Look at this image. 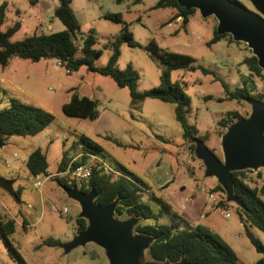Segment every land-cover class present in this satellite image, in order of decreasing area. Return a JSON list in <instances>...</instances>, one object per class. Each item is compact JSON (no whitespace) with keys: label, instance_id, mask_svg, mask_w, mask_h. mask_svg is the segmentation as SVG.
<instances>
[{"label":"rangeland","instance_id":"rangeland-1","mask_svg":"<svg viewBox=\"0 0 264 264\" xmlns=\"http://www.w3.org/2000/svg\"><path fill=\"white\" fill-rule=\"evenodd\" d=\"M156 1L72 0L71 7L79 23L75 43H81L82 38L92 31L97 40L95 48L100 50L95 64L103 66L111 51L109 40L126 26L138 45L129 46L122 42L116 67L123 69L127 64L132 65L139 74L136 80L139 91L159 84V61L143 48L151 39L163 49L191 56L196 65L212 71L225 83L226 88L214 79L213 74H205L200 69L175 68L170 76L172 81L182 80L186 83L187 121L196 126L198 135H206L205 145L221 159L220 136L225 127L218 125V120L227 111H237L242 117L250 111L245 100L228 99L227 90L246 85L252 94L261 95L264 99V78L251 76L246 65L241 63L244 57L252 54L246 43L234 41L230 35L208 43L217 24L214 16L202 17L198 11H194L183 23L180 18H174L175 10L153 8ZM239 1L252 9L248 0ZM45 10L28 0L10 1L0 30H6L21 18V26L11 36L12 41L33 33L63 30L64 25L53 11ZM107 12L120 13L121 20L106 18L104 14ZM43 21L53 22V28L49 31L44 26H38ZM47 60L45 67L41 61L12 57L6 66H0V110L8 106L10 98H16L26 104L43 107L54 116L52 122L33 136L10 135L0 149V175L4 177L10 174L17 178L13 184L14 193L18 185L23 187L19 198L16 196L17 200L0 188V216L14 219L15 230L11 242L27 264L107 263L103 250L93 243L74 247L67 252L60 246L76 234L75 217L79 206L66 196L53 178L43 180L44 186L34 185L35 178L29 173L25 161L35 148L44 152L51 174L57 171L63 151L71 149L79 134H85L101 146L100 157L107 168H116L119 161L125 166L143 170L158 153L172 159V166L178 169H183L185 162L194 161L195 166L199 165L195 168L198 189L194 192L176 190L162 196L173 206L172 200L178 205H189L190 215L203 206L208 195L200 187L213 188L216 180L204 176L202 162L195 158L193 150L187 148L191 142L181 136L172 103L154 98L132 102L128 88L118 87L109 76L89 71L85 66L67 73L64 67L56 65L55 59ZM73 92L96 99L99 116L90 120L65 115L61 106ZM187 155L190 160H187ZM258 171L261 172L260 178L255 176ZM249 176L253 185L259 187L264 183L262 168L251 170ZM189 194L194 196L193 202L188 199ZM214 194L218 200L219 192L215 191ZM142 199L150 203L155 211L160 208L157 201L144 193ZM227 203V209L217 207L214 213L209 206L207 211L211 215L202 224H210L242 262L252 264L261 254L256 252L245 234V228L236 214L238 206L233 202ZM226 211L229 212L228 217L223 215ZM166 220L164 216L158 221ZM247 228L264 245V233L253 226ZM46 238L57 239L59 243L56 246L44 245L42 240ZM6 250V243L0 239V264H14Z\"/></svg>","mask_w":264,"mask_h":264},{"label":"trees","instance_id":"trees-1","mask_svg":"<svg viewBox=\"0 0 264 264\" xmlns=\"http://www.w3.org/2000/svg\"><path fill=\"white\" fill-rule=\"evenodd\" d=\"M28 1L31 4L37 2V0ZM57 1L58 4L53 9V14L64 25L63 30L50 33H33L15 41L11 40V36L19 29V21L13 22L6 30H0L1 67L6 66L12 57L30 61L55 59L69 73L85 66L89 71L109 76L118 87H127L132 102L144 98H154L172 103L174 105V119L181 129L182 138L186 141L197 137L204 141L206 135H198L196 126L188 123L186 118V104L188 103V96L184 92L186 83L182 80L172 81L170 73L175 68L200 69L205 74H213L212 71L201 65H196L191 56L163 49L151 39L143 48L159 61V84L139 91L136 89V80L139 74L132 65L127 64L123 69L116 67L121 43L126 42L129 46L138 45L127 27L123 26L116 35L111 37L108 42L111 51L107 62L103 66H97L95 59L100 50L95 48L97 40L94 33L91 31L82 38V46L78 50L75 39L79 30V23L71 7L72 0ZM115 1L120 2L122 0ZM178 1L157 0L153 8H171L175 10L174 18H180L185 23L190 14L197 10L195 8L186 9ZM233 1L242 4L239 0ZM6 7L7 1L3 0L0 3V25L6 16ZM104 16L112 20H121L120 13L107 12ZM226 35L229 34L218 35L214 30L213 37L208 43H213ZM241 63L246 65L251 76L264 78L263 70L257 65L256 57L252 54L244 57ZM213 77L226 88L225 83L219 77L215 74ZM227 97L237 101L245 98L264 101L261 95L252 94L251 89L247 88L246 85L236 87L232 91L227 90ZM61 110L67 116L90 120L99 115L97 100L77 92L71 93L69 100L61 106ZM241 117L242 115L237 111H227L226 115L218 120V125L226 127L230 122ZM53 119V114L43 107L10 98L8 106L0 110V135L33 136L42 131ZM187 148L193 150L194 145L190 143ZM101 152L102 148L96 141L85 134H79L71 149L63 151L53 179L58 184L67 187L75 185L82 192H87L93 188L96 193L94 201L98 205L118 197L119 200L115 208L116 215L121 218L141 217L142 221L135 226V230L154 237L147 250L150 259L176 262L183 257L188 264H245L219 234L203 225L190 226L185 219L170 210L164 201L151 194L150 199L157 201L160 205V208L155 211L148 202L142 199V193L149 188L146 181L119 162L116 168H107L100 157ZM90 155H93L94 158L90 159ZM83 163H87L90 170L89 175L84 178L75 177L72 174L74 167ZM25 164L32 176L47 175L46 156L40 148H35L28 154ZM67 169L68 171H66ZM249 173H251L249 169L231 173L234 194L243 203L242 208H236V214L254 249L261 254L252 264H264V245L247 228L253 226L264 233V183L259 187L251 184L252 178ZM255 176L260 178L261 172L258 171ZM211 190L220 194L217 207L227 209L228 203L225 201L222 187L216 183ZM20 191V189L15 190L18 198ZM164 216L167 217V222L160 223L158 220ZM85 226V219L75 217L76 232L81 231ZM14 230V219L6 215L0 216V239L6 243L7 256L14 264H27L11 242V235ZM58 243L59 241L54 238L42 240V244L48 246H56Z\"/></svg>","mask_w":264,"mask_h":264},{"label":"water","instance_id":"water-1","mask_svg":"<svg viewBox=\"0 0 264 264\" xmlns=\"http://www.w3.org/2000/svg\"><path fill=\"white\" fill-rule=\"evenodd\" d=\"M252 9L233 0H179L186 9L195 8L202 17L214 16L218 35L227 33L234 41L246 43L257 65L264 71V0H248ZM250 106L247 116L230 122L220 136L222 158H218L204 141L195 137L193 153L204 166L205 177H213L222 187L226 202H233L242 208V201L234 194L231 173L233 171L264 170V101L245 98ZM9 136L0 135V149ZM14 179L0 175V188L16 199L13 190ZM66 196L79 206L77 217L86 220V226L68 242L60 244L64 252L77 246L93 243L103 250L106 264H188L182 257L179 261H157L147 258V250L154 237L138 232L135 226L141 217L116 215L119 198L98 205L93 188L87 192L77 186L58 184Z\"/></svg>","mask_w":264,"mask_h":264},{"label":"crops","instance_id":"crops-1","mask_svg":"<svg viewBox=\"0 0 264 264\" xmlns=\"http://www.w3.org/2000/svg\"><path fill=\"white\" fill-rule=\"evenodd\" d=\"M2 1L3 0H1V2ZM6 1H7V6H8V3L10 1H14V0H6ZM36 4L41 5L42 8L46 9L45 11H48V10L53 11V9L57 6L58 1L57 0H37ZM21 20H22V18H21ZM20 26H21V23H20ZM38 26H40V27L44 26L45 29L50 31L53 28V22L43 21V22L39 23ZM39 61H41L42 64L45 65V67L48 64L47 59H41ZM56 62L57 61L55 60V63ZM56 65H57V63H56ZM2 79H5V77H2ZM100 91L102 93V90H100ZM85 96H87V95H85ZM88 97H90V96H88ZM109 122H110V120H109ZM87 135H88V133H87ZM184 147H185V144H184ZM187 156H188L187 160H190L189 155H187ZM171 162H173L172 159L171 160L167 159L165 154L158 153L157 156H155L154 159L151 161V163L147 167H145L143 170L133 169L131 167L125 166L121 162H119V163L122 164L124 167H126L131 172H133L136 175H138L139 177H141L144 181H146V183L149 185V188H147L145 190V192H143L146 196H150L152 194L155 197L160 198L162 201H164L169 206L170 210H172L178 216L185 219L190 226H195V225L199 224V225H203V226L209 228L210 230H212L213 228H212V226H210V224H205V222H203V224H202V221H207L208 217L211 215L207 211L208 207L210 206L211 210H213V213L217 208L216 206L215 207L213 206V203L210 202L211 200L209 201V199H210L209 197L204 201L203 206L197 209V211L194 215L189 214V210H188L189 205H187V204L178 205L174 200H172V203L175 205V206H173L171 204V202H169L168 200L163 198L162 195H166V193L170 194L176 190L183 191V192H185V191L194 192L195 190L198 189V186L196 183V178H195V168L199 165L195 166L194 161L191 162V160H190V162H185V164H183V169H178L177 167L174 168V165L172 166ZM46 171H47V175L38 176L42 180V186H44L43 180H46L47 178H53L54 175L56 174V172L54 174H51L48 171V169ZM4 177L14 179V182L17 180V178L14 175L10 176V174L9 175L6 174ZM14 182H13V184H14ZM13 184H12V186H13ZM215 184H216V182H215ZM57 185H58V183H57ZM58 187H59V185H58ZM21 188H23V187L21 185H18V189L21 190ZM202 189H212V188H207V187L203 186V187H200L201 191H202ZM188 197H189L188 199L190 201H192V202L194 201L193 195L189 194ZM175 207H177V208H175Z\"/></svg>","mask_w":264,"mask_h":264},{"label":"built area","instance_id":"built-area-1","mask_svg":"<svg viewBox=\"0 0 264 264\" xmlns=\"http://www.w3.org/2000/svg\"><path fill=\"white\" fill-rule=\"evenodd\" d=\"M76 45L78 47V50L81 49L82 40H81V43L76 44ZM56 63H57V65L62 66V64L59 61H57ZM65 70H66L67 73H69V71L67 69H65ZM92 158H94V156L90 155V159H92ZM66 171H68V169ZM89 173H90V170H89V167H88L87 163H83V164L75 166L73 171H72V174L75 177H80V178L87 177L89 175ZM34 178H35L34 179V185L39 186V185L42 184V180L40 179V177L34 176ZM202 191L205 192L208 195V197L210 198L211 202L213 203V206L217 207V198H216L213 190H211V189H202ZM223 215L225 217H228L229 216V212L226 211L225 213H223Z\"/></svg>","mask_w":264,"mask_h":264}]
</instances>
